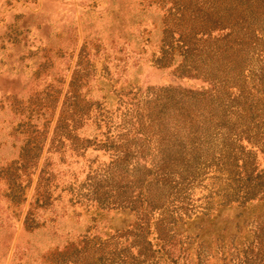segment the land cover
Wrapping results in <instances>:
<instances>
[{
    "label": "rangeland",
    "instance_id": "obj_1",
    "mask_svg": "<svg viewBox=\"0 0 264 264\" xmlns=\"http://www.w3.org/2000/svg\"><path fill=\"white\" fill-rule=\"evenodd\" d=\"M192 2L184 53L178 0H0V264H264V0Z\"/></svg>",
    "mask_w": 264,
    "mask_h": 264
},
{
    "label": "trees",
    "instance_id": "obj_2",
    "mask_svg": "<svg viewBox=\"0 0 264 264\" xmlns=\"http://www.w3.org/2000/svg\"><path fill=\"white\" fill-rule=\"evenodd\" d=\"M179 4L178 7L172 11H167L166 15L164 16V22L167 19H173V25L170 23H165L166 27L164 28L163 33L166 34V36L170 37L176 33V40L178 41L180 47H182L183 52L187 53L189 51H192V49L195 47L196 41L201 39H207L209 36H211L212 32L217 31H223L226 30V33L224 34L225 37L228 36V32H230V29H228L225 25V16L222 14H217L215 11H208L206 9L199 10L198 8L194 7V4L192 0H178ZM196 0H194L195 2ZM206 1V0H204ZM249 1H256L258 0H249ZM240 35H237L239 37ZM185 55H182V57ZM181 62V60H180ZM35 137L33 141L30 140V143H24L18 151L17 158L15 160H12L9 162L6 166L2 167V172L0 173V178L4 181V183L8 186L9 190L11 192H14L16 188V183L18 180L19 175L16 174L17 171L20 169V171L27 170V173L32 172V168H34V165L37 161L38 157V150L40 149L41 141L37 134V130L34 131ZM28 140V139H27ZM29 169V170H28ZM31 169V171H30ZM262 186V185H261ZM262 189H259L261 194H264V187H261ZM259 192V191H258ZM9 202L13 203L15 199H7ZM14 200V201H13ZM22 200V199H21ZM24 220L22 221L23 226L27 223ZM29 227H31L28 224ZM105 244L100 243L98 247L96 248V253H90L85 252L81 258L80 263L81 264H90L92 262L101 261V260H108V259H118L119 261H125L130 258L139 257L142 252L139 250H136L134 253H132L129 249H121V250H115L113 249H105ZM127 247V246H125ZM69 246L67 248H64L63 250L59 252H54V256L56 255H64L67 253ZM94 254V255H93ZM49 255V254H48ZM76 261V258L74 259V262ZM63 264H66V261H64Z\"/></svg>",
    "mask_w": 264,
    "mask_h": 264
}]
</instances>
